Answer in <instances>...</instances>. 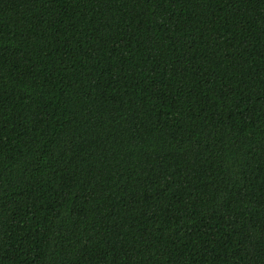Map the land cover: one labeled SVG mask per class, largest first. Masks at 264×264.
Wrapping results in <instances>:
<instances>
[{"label": "trees", "instance_id": "16d2710c", "mask_svg": "<svg viewBox=\"0 0 264 264\" xmlns=\"http://www.w3.org/2000/svg\"><path fill=\"white\" fill-rule=\"evenodd\" d=\"M0 264H264V0H0Z\"/></svg>", "mask_w": 264, "mask_h": 264}]
</instances>
